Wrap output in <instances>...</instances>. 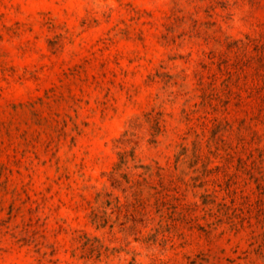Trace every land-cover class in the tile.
Segmentation results:
<instances>
[{
	"label": "rangeland",
	"instance_id": "374dc122",
	"mask_svg": "<svg viewBox=\"0 0 264 264\" xmlns=\"http://www.w3.org/2000/svg\"><path fill=\"white\" fill-rule=\"evenodd\" d=\"M0 264H264V0H0Z\"/></svg>",
	"mask_w": 264,
	"mask_h": 264
},
{
	"label": "trees",
	"instance_id": "16d2710c",
	"mask_svg": "<svg viewBox=\"0 0 264 264\" xmlns=\"http://www.w3.org/2000/svg\"><path fill=\"white\" fill-rule=\"evenodd\" d=\"M145 169H146V170L143 172L142 175H145V174L147 173L148 167H145ZM111 177H112L111 179H115V178H116V174H115L114 172H112V173H111Z\"/></svg>",
	"mask_w": 264,
	"mask_h": 264
}]
</instances>
